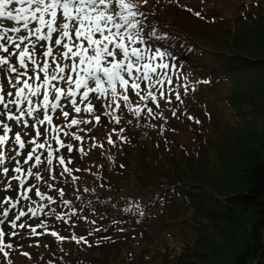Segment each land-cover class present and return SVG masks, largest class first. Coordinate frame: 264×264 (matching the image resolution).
I'll list each match as a JSON object with an SVG mask.
<instances>
[{"label": "trees", "instance_id": "16d2710c", "mask_svg": "<svg viewBox=\"0 0 264 264\" xmlns=\"http://www.w3.org/2000/svg\"><path fill=\"white\" fill-rule=\"evenodd\" d=\"M175 2L166 0L162 9L141 7L143 32L149 34L146 42L163 57L171 54L168 64L175 69L192 63L182 71L197 82L209 83H198L195 91L187 92V99L182 94L184 114L176 115L177 121L167 118L163 134L159 127L163 121L141 120L130 132L124 127L128 143L118 139L110 166L100 163L87 186L95 191L75 197L74 224H83L80 217L86 219L76 236L86 237L91 247L38 235L30 245H20L17 253L12 250L11 260L18 253L26 259L22 252L33 260L41 253L70 247L69 254L75 257L64 255L53 264H112L138 235L151 241L163 227L183 223L180 219L191 212L194 240L163 239L157 251L160 264H264V0L231 22L211 16L213 11L210 15L189 11ZM229 23L236 26L235 34ZM129 95L133 99L131 91ZM227 108L239 121L224 122ZM184 128L194 140L192 145L176 141ZM130 176L136 180V198L151 196L142 210L135 207L136 199L116 197ZM149 206H160L161 212L148 215ZM57 225L58 234L67 237L64 225ZM97 227L101 231L89 235ZM170 241L179 246L172 247ZM81 253L85 258L78 257ZM144 257L140 256V264H146Z\"/></svg>", "mask_w": 264, "mask_h": 264}, {"label": "snow or ice", "instance_id": "6c2138e0", "mask_svg": "<svg viewBox=\"0 0 264 264\" xmlns=\"http://www.w3.org/2000/svg\"><path fill=\"white\" fill-rule=\"evenodd\" d=\"M146 4L147 0H0V190L16 192L14 199L0 200V260L7 264H13L9 257L15 249L5 237H18V230H27L28 237L50 234L61 243L88 244L86 237L75 234L61 237L46 220L67 224L66 217L77 215L74 209L60 211L61 205L72 208V201L59 185L71 183L76 193L81 191L77 186L81 177L74 173L82 170L68 166L73 163L71 154L84 157L105 148L89 136L102 119L117 126L126 119L121 112L131 117L126 119L129 125L133 119H159L163 134L167 118L154 107L183 103L173 79L165 74L170 65L153 63V57L138 47L145 42L141 7ZM181 87L184 94L195 91L184 82ZM130 91L137 101L130 99ZM93 97L101 102L99 114ZM170 111L175 117L176 109ZM57 113L63 117L62 125L54 124ZM124 132L123 127H114L104 136L106 144L118 147L113 135L128 143ZM86 136L93 142L85 145ZM82 191L95 189L84 186ZM32 219H39V224L31 225ZM5 224L10 232L4 231ZM99 231L93 228L89 235ZM20 254L31 259L27 252Z\"/></svg>", "mask_w": 264, "mask_h": 264}, {"label": "rangeland", "instance_id": "374dc122", "mask_svg": "<svg viewBox=\"0 0 264 264\" xmlns=\"http://www.w3.org/2000/svg\"><path fill=\"white\" fill-rule=\"evenodd\" d=\"M166 0H147V4L153 9L157 8L159 6V9H162V6L165 5ZM176 1L175 3L181 5L182 7L190 10H199L203 12H207L210 15L209 11H213V14L211 16H217L220 17V19L224 21H228L230 19V22L240 14H245L247 12H250L255 9V3H258L261 0H172V2ZM143 7V6H142ZM10 23V22H7ZM229 28L232 31V34H235V28L233 25L231 26V23H229ZM145 38L148 37L147 34L144 35ZM157 37V36H156ZM155 38V37H154ZM154 46V45H153ZM152 50H148L147 48H144L145 54L148 56L153 57V63H167L170 62L167 58L171 57V54H168L167 56H164L162 58H157L158 55L162 52L160 51H155L154 47H151ZM191 47H188L186 52L187 54L191 53ZM187 66H178L173 68L170 66V70H164L165 72L168 73L169 76L173 79V87L176 88L177 91H180L181 94H183V89L181 87L182 82L186 83L189 87V89L194 88L198 82L197 79L192 76V78L188 77V71L183 72L181 67H185L186 69H189V67L192 66V63L186 64ZM174 69V73L171 74ZM166 74V73H165ZM167 75V74H166ZM5 87H7L6 81H5ZM190 92V90H189ZM188 94L184 96V99L188 98ZM134 102L138 100L135 95L133 96L132 99ZM174 100V97H173ZM92 103L95 105L96 111L101 110V102L93 97ZM98 106V108H97ZM170 108H175L176 109V115H183L184 114V109L182 107V104L179 102L174 101L171 106L161 103V108L157 109L159 112H163L164 116L166 118L172 117ZM98 114V112H97ZM121 116L127 118H131L130 116L126 115V112H121L119 113ZM235 118V120H234ZM126 119L122 120L121 125L117 126L114 123H108L107 120H105L102 124V126H98L92 133L89 134L90 137H94L96 141H99L100 143H104L105 148L103 150H96L93 149L90 153L89 156H84L81 157L77 152L76 154L71 155L73 163L69 165V167L75 169V168H80L82 171L78 173H74L77 176L81 177V180L77 182V186L81 187V191L79 193L75 192V186H73L71 183L69 184H63L61 183L59 186L64 187L66 191V198L72 201V208H65L63 205H61V212H68L72 211L75 209V197L77 195H80L83 193L82 187L88 186L90 184V181L95 179V174L97 173V170L99 169L100 163L104 162L107 164V166H110L109 160L107 159L108 155L111 156H117V151L115 148H111L106 144V141L104 139V136L108 133L112 132V129L119 128V127H127L128 132L133 131L135 128H137V125H141V121H136L133 119V123L131 125L126 123ZM174 121H177V117H173ZM224 122L228 121L230 123H235L236 121H239L238 117L236 118L234 116V113L231 112L228 108L225 111L224 114ZM157 124H160L162 121L157 119ZM64 123L63 117L57 113L55 114L54 117V124L55 125H62ZM19 130V129H14V131ZM30 131V130H29ZM126 132V131H125ZM189 130L185 129L181 134L177 136V143L179 145H192L194 143V140L192 139V136L189 134ZM83 135V134H82ZM24 139H28V137H24ZM113 139L118 140V138L113 135ZM93 142L88 136H86L85 139V145L88 143ZM101 151H104L105 154L101 155ZM66 156L68 155L67 153L65 154ZM78 164V165H77ZM58 171V170H57ZM11 175V173H10ZM15 184V182H13ZM136 180L134 179L133 176H130L127 181H125L123 184L120 185V192L116 195L117 198L119 199H127V200H132L136 199L135 207L139 210H142L143 205L145 204L146 201L151 200V196H147V198H136L137 193H136ZM99 192V190H98ZM8 194V195H7ZM5 196L12 197L13 199L16 197V192L15 191H8L5 192L3 190H0V200H2ZM122 202V201H121ZM123 203V202H122ZM129 204V203H126ZM147 214L148 215H157L161 212L160 206H153L149 208H146ZM141 216V215H140ZM143 216V215H142ZM27 219V218H25ZM44 219V218H40ZM66 219H69V223L65 224L59 221H54L52 219H47L46 222L49 223L54 229L58 227V223L61 225H64L63 228L65 231H67V237H70L72 234L76 235V232L80 230V228H85L84 226V221L86 220L85 217H80L81 222L83 224H74V219H72L71 216L66 217ZM191 219H192V213L188 212L186 214V217L180 219L184 220L182 223L181 221L174 223L171 226H165L163 229H161V232L158 233V235L152 239L151 241L147 238H149L147 235L137 236L127 247H124L121 249L120 256L117 258L116 261H113L112 264H140L138 260L140 259L141 255H144L145 257L143 258V262H146V264H153L157 263L160 264L161 262V256L157 252L159 244L162 243L163 239L166 237L172 236L175 237L178 242L181 241H186L192 243L194 240V235H193V230L190 227L191 224ZM97 220V219H96ZM88 221V220H87ZM40 220L39 219H32L29 221V223L33 226L39 224ZM4 231L10 232L11 229L8 227L7 224L4 226ZM60 228V227H59ZM58 230V229H57ZM20 235L18 237L14 238H9L8 236L5 237L6 241L5 242H13L17 244L15 247L14 244V253H17V250L19 249V246L22 245L23 247L30 245V239L36 238L35 237H28L26 235L27 230H18ZM43 231L41 229H38V232ZM154 237V236H153ZM172 244V247H177L179 246L178 243ZM63 251L60 250H52V253H41L39 256L34 258L33 260L25 259L22 256H17L19 253L12 259L13 264H49V261H51V264L54 263V261H57L59 257L64 256V255H69V259L72 257H75L74 253L69 254L71 252L70 247L67 248H62ZM79 258L83 259L85 258V255L82 253L79 254ZM0 264H7L6 260H0Z\"/></svg>", "mask_w": 264, "mask_h": 264}]
</instances>
